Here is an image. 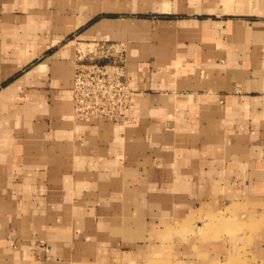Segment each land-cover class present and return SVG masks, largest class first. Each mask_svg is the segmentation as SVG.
<instances>
[{
	"label": "crops",
	"instance_id": "obj_1",
	"mask_svg": "<svg viewBox=\"0 0 264 264\" xmlns=\"http://www.w3.org/2000/svg\"><path fill=\"white\" fill-rule=\"evenodd\" d=\"M100 38L137 88L122 122L73 117ZM225 209L264 254V0H0V264L145 253Z\"/></svg>",
	"mask_w": 264,
	"mask_h": 264
},
{
	"label": "rangeland",
	"instance_id": "obj_2",
	"mask_svg": "<svg viewBox=\"0 0 264 264\" xmlns=\"http://www.w3.org/2000/svg\"><path fill=\"white\" fill-rule=\"evenodd\" d=\"M74 50L76 53H93L95 58L101 53H124L118 43L102 38L77 41ZM227 211H218L215 215L199 211L189 218L175 219L173 226L159 225L158 246L155 250L138 253L120 249L112 251L108 257L96 256L89 262L83 260V263L77 264H201L205 261L211 262L207 264H264V254L254 247L255 237L243 231L247 226L231 219L226 215ZM224 216L226 222L222 221L221 217ZM205 242L208 251L200 246V243L205 245Z\"/></svg>",
	"mask_w": 264,
	"mask_h": 264
},
{
	"label": "built area",
	"instance_id": "obj_3",
	"mask_svg": "<svg viewBox=\"0 0 264 264\" xmlns=\"http://www.w3.org/2000/svg\"><path fill=\"white\" fill-rule=\"evenodd\" d=\"M114 54L76 53L70 88L75 119L125 121L137 88L127 75L125 53Z\"/></svg>",
	"mask_w": 264,
	"mask_h": 264
}]
</instances>
